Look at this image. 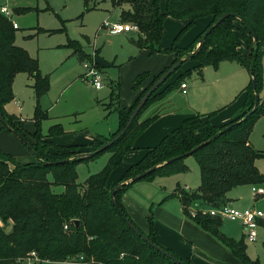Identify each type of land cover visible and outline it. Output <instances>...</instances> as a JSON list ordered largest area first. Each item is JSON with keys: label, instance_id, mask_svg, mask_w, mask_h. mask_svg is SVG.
I'll use <instances>...</instances> for the list:
<instances>
[{"label": "trees", "instance_id": "16d2710c", "mask_svg": "<svg viewBox=\"0 0 264 264\" xmlns=\"http://www.w3.org/2000/svg\"><path fill=\"white\" fill-rule=\"evenodd\" d=\"M114 8H121V20L132 23L139 28V36L133 43L139 49H146L151 55L164 53L174 55L173 64L189 57L196 51L203 35L223 14L230 16L216 27L206 38L199 50L190 60L197 64L183 70L178 78L169 83L170 78L183 69L179 67L174 74L149 98L132 126L118 142L96 156L79 160L82 153L94 152L105 143L96 140L89 148L78 145H56L46 140L41 133L42 121L48 114L40 108V100L50 91V79L43 76L38 61L28 52L15 44V29L12 21L0 13V113L3 115L10 132L24 136L38 156L33 163H20L9 153L0 149V264H21L20 258L36 252L44 262L67 263L77 256H84L88 264H176L170 258L156 251L126 224L118 211L121 209L130 221L154 244L176 256L185 264H193L184 260L157 241V231L153 217L149 219V231L144 232L127 213L122 198L136 182L133 178L156 169L141 181H153L159 175L184 173L186 155L199 145L211 142L190 155L195 157L200 168L201 185L195 192L178 189L177 197L185 215L202 230L212 235L239 260L240 264H261L252 260L247 254L244 239L236 241L222 232V219L198 212L193 217L189 207L199 204L201 208H220L227 203V195L237 187L256 185L264 186V174L257 167V161L264 159V152L258 151L250 144V137L256 122L264 117L263 90V56H264V0H167L165 12L161 11L160 0H111ZM88 9V2H85ZM127 6L128 9H125ZM19 13V11H16ZM187 20L186 27L176 38L170 48L161 45L164 22L166 18ZM212 17L211 24L188 47H180L177 43L186 30L194 27L203 18ZM248 26L253 34L247 29ZM237 33L245 39L246 52L239 50L241 44ZM74 54L80 60L84 50L78 42H70ZM252 51L250 62L248 56ZM222 62H238L250 72L252 79L244 90L246 101L241 115L223 125L215 126L209 115L197 114L186 118L179 127L167 134L156 147L149 149L146 155L125 172L119 184L115 201H111L114 188L109 186L113 172L122 164L126 155L135 150V140L158 118L152 116L140 122L142 115L156 101L162 100L169 93L180 88L186 76L193 72L203 79V71L207 67L219 69ZM250 63V66H249ZM172 64V65H173ZM171 65V66H172ZM170 66V67H171ZM167 67L155 76L150 84L139 95L134 105L127 109L119 104L118 95H111L109 108L115 102L119 116L118 130L112 135L114 139L126 126L130 116L142 97L152 85L170 69ZM19 73H26L34 80V90L39 100L34 122L35 132L28 138L24 123L15 116L7 114L5 106L15 99L13 85ZM150 78L148 72L139 74L133 83L135 90L140 89ZM254 82L260 94L258 109L247 120L244 117L255 105ZM231 127L224 133V129ZM221 133V134H220ZM61 125L50 128L48 137L63 135ZM54 146V149L50 147ZM105 152L111 154L108 164L98 174L91 175L84 186L77 183L78 166L96 159ZM176 158L173 162L171 159ZM49 176L53 181L49 180ZM63 186L62 194H55L52 186ZM80 221L79 226L75 221ZM264 228V221H259ZM11 225V231L6 227ZM68 226V229H65Z\"/></svg>", "mask_w": 264, "mask_h": 264}, {"label": "rangeland", "instance_id": "374dc122", "mask_svg": "<svg viewBox=\"0 0 264 264\" xmlns=\"http://www.w3.org/2000/svg\"><path fill=\"white\" fill-rule=\"evenodd\" d=\"M85 2H88L89 10L86 9ZM166 4L167 0H160L161 11L165 12ZM2 7H7L13 21L18 26L15 31V44L25 49L33 59L37 60L43 76L50 79V91L40 100L41 110L48 114V118L42 121L40 128L45 139L51 141L54 146L78 145L87 148L86 146L99 136L109 137L115 132L118 128V113L115 106L113 109L108 106L111 103V95L119 94L120 101L126 100L128 94L133 91L131 90L134 80L132 78L146 71L144 58L139 56V48L133 43V40L138 39L137 32L111 34L106 29H102L105 21L122 22V9L114 8L111 0H0V9ZM124 8L128 9L127 6ZM17 10L19 13L16 12ZM208 18L212 19V17ZM203 19L198 20L194 27L183 32L177 41L180 47H188L204 32L206 27L201 29ZM187 23V20L166 18L161 45L164 48H170ZM241 38V33H237V39L242 46ZM75 41L84 50V56L88 55L87 59L82 61L78 55L74 54V49L69 46V43ZM85 62L94 63L101 70L104 85L101 90H97L86 78ZM196 64L192 60L186 61L183 69L175 73L168 84L175 81L183 70L191 69ZM199 81L200 79L194 72L184 79V83L189 87ZM34 83L33 78L28 74L19 73L13 86L16 100L7 104L5 108L8 115L23 119L24 128L30 140L36 130L34 115L39 102L33 88ZM128 89H130L129 92ZM176 92L178 89L169 93L168 96L171 97L175 93L177 100H174L173 105L185 109L184 105L188 102L186 97ZM261 96H264V56ZM17 102L23 108L22 113L18 110ZM154 104L148 107L141 120L151 116ZM168 105L169 103L163 104L159 101L155 107L159 106L157 108L159 113ZM55 125H61L64 134L48 137L50 128ZM252 134L255 149L264 152V120L259 119L256 122ZM110 138L112 136L108 139ZM13 141H18L26 154L34 155L13 132L4 127L0 120L1 149L16 150L12 145ZM106 141L104 140L103 143H108ZM54 146L50 148L54 149ZM15 154L19 159L22 158L18 153ZM110 156L109 152H105L94 160L80 164L77 183L84 186L91 175L100 173L108 164ZM32 157L36 162L38 161L35 155ZM256 164L260 172L264 174V159L258 160ZM185 165L188 168L187 172L159 175L153 181H140V184L133 187L139 197L146 199L149 214L154 221L159 218L157 211H162L164 214L167 212L168 215H174L173 211H180V200L173 196L178 189L189 192L199 189L201 173L197 160L189 156L185 160ZM49 180L53 181L51 176ZM52 190L55 194H62L65 191L63 186L57 185H53ZM253 190L257 191L258 187L256 185L241 186L230 191L228 196L236 209L245 210L254 208L252 206L255 205L257 209L264 211V196L255 198ZM158 194L161 195L160 200L156 198ZM165 197L169 198L163 203ZM153 203L155 205H152ZM192 207H189V211ZM0 225L4 226L2 221ZM10 231L11 225L6 227V232ZM222 232L236 241L244 239L248 256L264 264L263 228L258 229L259 239L255 243H250L246 239L239 222L222 219ZM40 264L65 263L48 261Z\"/></svg>", "mask_w": 264, "mask_h": 264}, {"label": "crops", "instance_id": "0c3cea01", "mask_svg": "<svg viewBox=\"0 0 264 264\" xmlns=\"http://www.w3.org/2000/svg\"><path fill=\"white\" fill-rule=\"evenodd\" d=\"M201 22V29H204L211 24L212 19L206 18L201 20ZM240 42L242 43V46H240L239 50L241 53H245L246 44L244 42L243 36ZM139 51V56H143L144 62L146 63V71L144 72H148L150 74V78L138 90H135L132 85L131 90L133 91L128 94L126 100L120 101V95L118 94V100L120 103L119 105L122 108H131L139 95L150 84L153 78L159 75L167 67H170L175 60L174 55L164 53L151 55L146 49H139ZM138 75H136V77ZM203 76L204 79H200L198 77L200 81L191 87L185 83L187 85L186 94L182 92L181 86L178 88V92L176 93L185 96L188 101L186 105L183 104L186 106L185 109L173 105L174 100H177L175 93H173L171 97L167 95L162 100H159L162 101L163 104L169 103L168 107L159 113L157 111L159 106L155 107V104L159 101H156L155 104L153 103V112L150 117L158 115V118L135 140V150L129 152L126 155L123 164L113 172L109 179V186L111 188H115L117 185H119V181L128 168L138 163L146 155L149 149L159 145L162 139L171 131L179 127L186 118L197 114L209 115L216 112V114L211 118V123L215 126H223L237 119L241 115L246 101V94L244 90L252 79L250 71L241 64H237L235 62H222L219 66V69L217 70H214L211 67L205 68L203 71ZM136 77L134 76L132 79L135 80ZM129 91L130 89H128V92ZM15 100L16 97L13 101ZM16 104L19 112L22 113L23 108L20 106V103L17 102ZM115 105L116 104L114 102L110 109H113V106ZM6 107L7 106H5V108ZM19 119L23 121V119ZM144 120H140V122H143ZM262 120H264V117L261 118V121ZM115 132H113L110 136H112ZM109 137L99 136L88 146H86L87 148L84 150H90L89 146L96 140L103 142L104 139H108ZM12 143L16 150L12 148L1 149V147L0 149L6 153L14 155L15 157H17L15 153L21 155L22 158H16L20 163L27 164L36 162L35 158L32 157L34 155H30V153L29 155L26 154L25 150L22 149L18 141H13ZM250 144L256 148L254 145L253 134H251L250 137ZM141 182H137L129 188V190L124 194L122 202L134 223L139 226V228L141 227L144 232H148L150 227L149 219L151 217L148 210L149 205L146 204V199L139 197L133 188ZM253 191L256 192V190ZM159 197L161 198L160 194L156 196V198L160 200ZM167 198L165 197L163 203L168 200ZM227 198L232 204L233 202L230 200L228 195ZM255 198H257L256 195ZM159 200H157V202ZM257 200L258 199H256V201ZM155 203L152 205H155ZM252 207L255 208L256 206L253 205ZM173 213L174 215H168L169 213L167 212L164 214L162 211H157L159 218L154 222L155 229L157 231V241L159 244L171 250L184 260L192 261L193 264H240L239 260L227 247H225L212 235L202 230L185 215L182 204L180 211L176 210L173 211Z\"/></svg>", "mask_w": 264, "mask_h": 264}, {"label": "built area", "instance_id": "2783aa9c", "mask_svg": "<svg viewBox=\"0 0 264 264\" xmlns=\"http://www.w3.org/2000/svg\"><path fill=\"white\" fill-rule=\"evenodd\" d=\"M0 13L12 21L13 27L18 28L17 24L13 21L12 15L7 9V7H2ZM102 29H106L111 34H124L137 32L139 33L138 26L132 23H111L110 21H105L102 25ZM87 73L86 78L89 79L97 90L103 88V77L101 70L94 63L84 64ZM181 90L184 94L187 93V85L183 83L181 85ZM258 197L264 196V186H259L258 190L255 192ZM190 214L195 217L198 212L203 214H209L212 217H217L221 219H229L234 222H239L243 228L244 236L250 243H255L259 239L258 229L261 227L259 221L264 220V211L257 208H247L245 210L236 209L233 204L227 203L220 208H201L199 204H195L189 211ZM68 229V226H65ZM21 264H40L44 262L36 252L29 253L26 257L20 258L18 260ZM67 264H88L84 256H77L72 260H69Z\"/></svg>", "mask_w": 264, "mask_h": 264}, {"label": "water", "instance_id": "95a60500", "mask_svg": "<svg viewBox=\"0 0 264 264\" xmlns=\"http://www.w3.org/2000/svg\"><path fill=\"white\" fill-rule=\"evenodd\" d=\"M230 16V14L225 13L223 14L221 17H219V19L216 21V23L214 25H212L210 27V29H208L206 31V33L203 35V37L200 39L196 51L193 52L189 57L185 58V59H181L179 61H177L175 64H173L170 69L168 71H166L153 85L152 87L146 92V94L142 97V99L140 100L139 104L137 105V107L135 108V110L133 111L132 115L130 116V119L128 121V123L126 124V126L124 127V129L111 141H109L108 143H106L105 145H103L101 148H99L98 150L94 151V152H89V153H82L79 154L77 156V158L79 160H86V159H90L94 156H96L99 153L104 152L105 150H107L108 148H110L112 145H114L116 142H118L122 137L125 136V134L128 132V130L130 129V127L132 126L134 120L138 117L139 113L141 112V110L143 109V107L146 105V103L148 102L149 98L167 81V79H169L171 77L172 74H174L176 72V70L179 69V67L183 66L184 63L188 60L191 59V57L199 50V48L202 46V44L204 43V41L206 40L207 36L216 28L218 27L224 20H226L228 17ZM247 29L253 34V32L250 30V28L248 26H246ZM254 39L256 40V36L253 34ZM251 54L252 51H250L249 56H248V60L250 62V58H251ZM250 66V63H249ZM251 76H252V72ZM254 90H255V105L253 110L248 113L244 119L247 120L253 113H255L258 109L259 103H260V94L257 88L256 83L254 82ZM0 120L3 123V125L6 126V121L3 117V115L0 113ZM231 127H228L226 129H224L221 133L226 132L227 130H229ZM14 135L20 140L22 141L31 152H33V154L36 156L37 159L38 156L36 155L35 151L32 149V146L30 144V142L21 134L13 131ZM220 133V134H221ZM210 141H207L201 145H199L198 147H196L193 151H191L189 154L186 155V157H189L190 155L194 154L196 151H198L199 149H201L202 147L208 145ZM174 160H176V158L171 159L169 162H173ZM156 169V167L150 169L149 171L133 178L130 182H140L142 179H144L148 174H151L154 170ZM123 184H119L117 185L112 193H111V201L113 203V205L118 208V205L115 201V195L118 189H120L122 187ZM119 213L121 214V216L123 217L124 221L126 222V224L136 233L137 236L141 237L146 243H148L152 248H154L156 251L162 253L163 255H165L166 257L170 258L173 262H175L176 264H185L183 261H181L180 259H178L176 256H174L173 254L169 253L168 251H165V249H163L161 246L154 244L152 241H150L146 236H144L141 231L130 221V219L125 215V213H123L121 211V209L118 208ZM75 224L77 226H79L80 221H75Z\"/></svg>", "mask_w": 264, "mask_h": 264}]
</instances>
